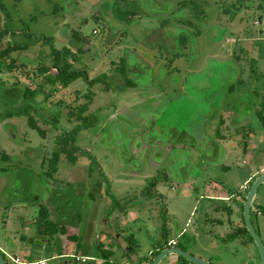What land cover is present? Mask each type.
Returning a JSON list of instances; mask_svg holds the SVG:
<instances>
[{"label": "rangeland", "instance_id": "374dc122", "mask_svg": "<svg viewBox=\"0 0 264 264\" xmlns=\"http://www.w3.org/2000/svg\"><path fill=\"white\" fill-rule=\"evenodd\" d=\"M101 1L1 0L19 34L4 35L0 48L8 42H34L43 36L52 40L43 44L27 43L25 49H15L10 53L12 61L11 57L5 59L6 65L11 61V67L3 65L0 69V153L6 154L5 160L0 154V250L6 261L9 255L22 257L21 241L30 242L29 234L34 235L31 222L44 204L52 220L59 214V221L77 229L80 242L78 251L68 248L69 255L61 258L53 257L55 252L47 245V264H78L76 256L96 254L98 239L107 246L113 241L116 264H139L157 245L159 249L164 248L165 242L175 237L187 252L204 259L208 253L203 249L210 247L212 234L207 235L206 230L204 236L196 235L193 222L200 195H209L205 189L208 180L221 182L227 191L235 193L239 189L244 197L246 190L241 186L250 171L257 168L250 152L244 154L239 150L242 144L239 136H232L233 142H215L213 130L219 116H227L228 133L241 123L257 132L258 135L248 136L250 148L264 142V131L256 118L257 105L264 94V0H239L240 7L238 0H222L226 6L235 3L238 9L229 7L224 12V7H219L214 13L208 8L212 12L209 18L214 17L211 19L214 23L208 26L196 22L194 27H186L171 19L168 26L162 27L153 20L154 16H149L137 18L135 22L140 25L132 23L120 28L108 15L105 23L91 17L97 13L96 9L105 12V6L93 9ZM232 13L235 14L230 20ZM4 21V14L0 12L1 27ZM71 28L85 37L81 52L68 44ZM196 28L202 31L200 36L194 34ZM180 36H187L185 47L174 43ZM234 43H237L235 51ZM52 46L66 48L68 52L62 56L73 68L86 70L89 79L111 75L125 49L139 54L151 66H146L142 73L140 69L134 71L137 74L133 80L174 92L164 94L156 109L157 127L137 133L149 127L147 123L140 124L142 116L136 115L139 108L144 110L150 106V100L142 101L139 96L140 92H148L124 90L121 86L116 92L113 88L104 90L107 77L92 86V101L83 113L84 116L93 114L87 124L71 116L73 108L84 102L87 88L82 80L67 87L45 80L38 68L52 64L53 58L49 55ZM173 52L186 58L173 64L182 70L181 74L174 72L169 79H162L165 68L160 66L167 62L162 56ZM232 52H240V62L232 59ZM133 59L138 61L135 56ZM24 89L33 93L29 94L33 97L31 103L22 102ZM24 104L31 105L32 116L43 129V135L32 129L24 116L5 118L7 111ZM81 122L84 125L77 133L70 132ZM61 135L70 138L67 148L76 161L66 163L63 157L55 177L46 180L48 160L51 151L56 149L55 139ZM207 140L215 141L205 147L203 141ZM167 143L174 146L169 153L165 152ZM203 159L212 165L203 164ZM153 161L163 163L166 171H175L183 181L164 180L157 185V190L153 189L155 171L150 170ZM189 175L198 184L188 190L182 182ZM49 198L53 204L47 201ZM254 208L262 214L256 221ZM123 209L137 212V218L129 222L111 219ZM263 215L264 184L251 207L252 224L264 244ZM182 230L185 232L179 235ZM71 232L75 230L67 234ZM118 234L126 244L115 243L114 236ZM70 241L67 240L68 244H74ZM221 247L212 250L213 262L208 260L212 264H251L249 259L259 264L253 243L241 244L235 240ZM214 253L221 254L222 260L214 259ZM19 259L29 261L28 257ZM168 260L167 256L160 264H170Z\"/></svg>", "mask_w": 264, "mask_h": 264}, {"label": "flooded vegetation", "instance_id": "af4514ba", "mask_svg": "<svg viewBox=\"0 0 264 264\" xmlns=\"http://www.w3.org/2000/svg\"><path fill=\"white\" fill-rule=\"evenodd\" d=\"M47 3H48V1H47ZM0 4H2V6L4 8V10H1L0 9V12L4 14V18H5V21L2 24V27L0 26V29H2L3 28V25L6 22H8V23H10V26H9L8 32L5 33L4 35H6V34L14 35L16 33L19 34V31L13 28L14 19L12 17H10V15H8V13L6 11V8L3 5V3L1 2V0H0ZM215 4H217V5H215ZM96 6L103 7V8L105 6L106 7L105 8V12H100L99 10L96 9V12L98 14L95 13V14L91 15V17L96 18L97 20H101L103 23H105L106 22L105 17L108 15L111 18V22L119 25L118 28H120L122 26L130 25L132 23H135L136 25H140V24H137L135 22V20L137 18H140V19H148L149 16H154L153 17V20H156L157 22H159V25L162 26V27L168 26L167 23L171 19H175L177 23H179L182 26H186V27H194L196 22H201V23H204L206 26H208V25H211L212 23H214L211 20L214 17L213 18H209V16L211 15L212 12L216 13L217 12L216 9H218L219 7H220V9L222 7H224L223 11L226 12V10L228 9V7H230V6H226L225 2L222 1V0H219V1H216V2L214 1V3H212L211 1H206V0H102L101 2H99L98 4H96L95 6H93V9H95ZM261 6L262 5L260 4L259 7H261ZM208 8L209 9H212V12L210 11L211 13H209V9ZM197 9H202L204 12L201 13L200 16H198ZM151 10H156L158 12L156 14H153V12ZM125 11H128L129 12L128 15H126L124 13ZM158 17H162V18L159 19V20H157L156 18H158ZM121 24H123V25H121ZM71 29H72V31H71V34H70V37H69V40H68V42H69L68 44L71 45V47L76 48V51L77 52H81L80 51L81 50L80 47L82 45V42L85 41V37H83L82 34L79 31H77L76 29H73V28H71ZM110 29H113V28H110ZM121 31L127 32L126 30H123V29ZM93 33H96V31L94 30ZM201 33H202V31L200 29L197 30V28H196V31L194 32V34L196 36H200ZM76 35L79 37L78 40L75 39V36ZM128 35H130V34H128ZM3 36H1V38ZM230 36H232V35H230ZM18 37H19V35H18ZM186 37L185 36H183V37L180 36L178 39H175L174 40V43L176 45L179 44V45H182L183 47H185ZM48 39L49 40H47V38H45L43 36L39 40L33 42V44H43L46 41H50L51 42L52 38H48ZM87 39H89V38H87ZM12 42H14V41H12ZM24 43H26V41ZM24 43L22 42V44H24ZM17 44H19V43H17ZM233 46H235V49H233V51H235L237 49V43H234ZM52 48H55V49L61 51V55L62 54H67V52H68V50L66 48H63V50H60V49H58V48H56L54 46H52ZM241 50H239V51H241ZM50 53H51V50H49V55H50ZM130 54H132V55H130ZM134 56L136 58H138V61H134V59H133ZM159 56H162V55H159ZM159 56H157V57H159ZM121 57H125L126 60H127V74L126 75H127L128 79H129V81H127L126 79H123L124 77L122 75L115 74V70H113L111 72V75H109L108 77H107L106 74H102V75H106V77L108 79L107 84L104 87V90H110L111 88H113L114 91H115V90H117L118 86H121L124 90H127L128 88H131V89L134 90V92L135 91L140 92V90L141 91L142 90L143 91H147L148 93L140 92L141 94L139 96H140V98H141L142 101H144V100H150V102H149L150 103V106L148 108L144 109L145 111L142 110L141 108H139L140 111L138 113H136V115L138 114V115L142 116V119L139 118V119H141L139 121L140 124L147 123V125H149V127L147 128V126H146V127L143 128V130H140L139 129L137 131V133H140V132H143V131L144 132L145 131H148L150 128H151L150 130H152L155 127H157L156 126V121L159 120V115L158 114L156 115V113H157L156 112V109L157 110L159 109L158 108V105L163 100V95L166 94L168 91H171L172 93H174V92L171 89L170 90H165V88H162V87L158 88L155 85L146 86L145 83H143V80L141 82H136L135 80H133V76L134 75L136 76V74H137V73H134V71H139V69H140V72L142 73L143 69L146 68V66H151L150 64L146 63L143 60V58L139 54H137L135 51L129 50V49H125L124 50V55L120 56L119 58H121ZM162 57L167 61L165 65L160 66V67H164L165 68V70L162 72V74L160 76L162 79L163 78L166 79V78L170 77L174 72H177L179 75L181 74V71L182 70L178 66H175L173 64H174L175 61H177L179 59H182V61H186V58L184 57L183 54L177 53V52H173V53H171V54H169L167 56H162ZM231 57L237 63L240 62L241 59H242V55L240 57V52L239 53L232 52L231 53ZM119 62H120V59H119ZM69 63H71V62H69ZM74 69H76V68H74ZM50 71L53 72L54 69L53 68H50ZM84 71H86V70H84ZM86 73H87V71H86ZM87 75H88V73H87ZM94 78H96V77H94ZM94 78H92V79H94ZM92 79H90V80H92ZM77 80H82V79H77ZM77 80H75V81H77ZM75 81H73V82H75ZM73 82H71L70 84H72ZM101 82H103V81H101ZM57 83H59V82H57ZM95 83H93V85ZM97 83H100V82H97ZM70 84H68V85H70ZM85 85H86L87 90L83 94V96L87 92H90L92 94L91 95V100L89 101V104H90L91 101H92V97H93V92L91 90L93 85L91 87H88V85L86 83H85ZM67 86H62V87H67ZM138 86H139V88L137 89ZM141 87H145V89H140ZM232 88H233V90H235V87H232ZM15 90H16V88H15ZM117 91H119V88H118ZM32 98L31 97L28 98L29 103H31L30 100H32ZM133 98H135V97H133ZM22 102H24V99H22ZM85 102H86V100H84L83 103H85ZM82 104H79L78 106H76V107L73 108L72 111H74V113H73L74 115L71 114V116H73L74 118L77 119L78 108ZM89 104H88V106H89ZM132 105L135 107L136 106V101ZM263 106H264V94L261 95L260 101L258 102L257 109H256V118H257V121L260 124V127H261L262 131H264V122L261 120L260 117H263L264 116V111H263L264 110V107ZM87 109H88V107H87ZM83 113L81 115L82 117H85V116H88L89 117V116L93 115V114H90L89 113V114H87V115L84 116ZM12 117H9V118H12ZM15 117H21V116H15ZM56 120H57V118H55V121ZM67 120L70 121V118L68 117ZM227 121H228V119H227V116L226 115H224V116L223 115H220L219 116L218 123H217V125L215 126V128L213 130L214 131V135L213 136L215 137V140L216 141L215 140L203 141V144H204L205 147L212 146L213 143H214V141L217 142V143H219L220 141L221 142H223V141L224 142H228L229 140H231L232 136H234V135H237V136L240 137V139H242L241 140L242 141V144H240V146H241L240 148L241 149L239 148V150H241L244 154H247L249 151L253 152V154L254 153L257 154L256 153V148L263 147L264 146V142H263L262 145L260 144V146H259V144H256L255 148L253 149L251 147L252 148L251 149L250 146H249V137L248 136H250L251 134H254V133L257 134V132H255L251 128L249 129L248 126H246L243 123H241V125H239L237 127H233V129H230L231 131H230V133H228L229 132V127L227 125ZM79 122H80V120H79ZM37 125H38V123H37ZM77 125L78 124H76L75 126H73V128L70 130V132H72V130ZM81 126H80V128H81ZM80 128L78 127V129L76 130L75 133H77ZM41 130H42V133L40 132V134L43 135V133H44L43 132V129H41ZM115 131H117V128H115ZM11 132L12 131L10 130V133ZM72 133H74V132H72ZM13 138H15V137L13 136ZM61 138H63V139L61 140ZM158 141H156V142H158ZM231 141L233 142V140H231ZM68 142H70V138H68L67 135H63V136L61 135V136H58L55 139L56 149L53 150V151H51L52 152L51 153V156H52V154L56 150H60L62 148L65 150V152L60 155V158H59L58 163L61 160L64 159L63 157H65L64 161L66 163H71L73 161L74 162L76 161V158L75 157H73L74 160L71 159L72 158V156L70 154L71 151H70L69 148H67ZM235 146H238V145L236 144ZM173 147L174 146L172 144L167 143V145L165 146V152L166 151L168 153L171 152L172 149H173ZM248 147H249V149H247ZM205 151L208 152L210 150H206L205 149ZM0 154H1V159H3V157H6L5 152H1ZM160 157H163V152H160ZM10 159H8L7 161H10ZM3 160H5V159H3ZM162 160H164V158ZM48 162H49V160H48ZM204 162H203V164H211L212 165V162L206 163L207 162L206 160H204ZM58 163H57V165H58ZM162 164L163 163H161V162L158 163L156 161H153L152 162V168H150L151 171H155V172H153L154 173L152 175L153 176L152 177V180L153 181L151 182V186L155 190H157V188H156L157 185L158 184H161L162 181H164V180H169V179H173V178H177L179 180H182L183 179V177H179L178 174H175V171H174V173L173 172L171 173L169 170L166 171L167 167L164 166V165H162ZM57 169L58 168L56 166V171L55 172H57ZM49 171H50V168H49V165H48L47 171L44 174L46 180H49V177H55L54 176L55 172H53L52 175H50V176L47 175V173ZM255 173H256L254 175L255 177L258 176V175L264 174V168L263 167H260L258 170H256ZM190 178H191V176L189 175L186 180H190ZM251 181H252L251 179L250 180L248 179L241 186L242 189H245L246 190V194H247V192H248V190L250 188V186L248 184ZM205 189L209 192V195L201 194L200 197H199L200 198L199 199V203H198L199 204V207H198V211L196 210L197 217L194 220L195 223L193 222V225H194L193 228L196 231L195 234L197 233L196 235H200L201 234L202 236H204V231H206V230H208V231L210 230L212 232L211 234H213L214 233V231H212L213 228H214L213 221L214 222L215 221L221 222V220H222V221L226 222V226L229 229V232L225 233L223 240L221 239L219 241V244L221 246L227 245L228 242L231 243V242H233L235 240L238 241V242H240L241 244H246V242H247L246 240L247 239H245V237L243 235H246L247 238L250 240V242L254 244L252 238L251 239L249 238L250 235H249V233H248V231L246 229V226H245V223H244V220H243V203L245 201V196L246 195L243 197L242 194L239 192V189H235L236 190L235 193L232 191V196L231 197H222V196L212 195L211 193L214 192L215 190H217L218 192L216 191V193L219 194L220 191H221V189H223L221 182L214 181V180H208V182H207V184L205 186ZM238 196H241V199L243 200V198H244V200L243 201L241 200V203L237 205L236 198H238ZM254 199H253V201H254ZM47 201L49 203L51 202L53 204V202H52L53 200L52 199L49 198ZM253 201H252V204H253ZM252 204L250 206V220H251V207H252ZM42 207H44L47 210V220L49 222L56 223L59 227L64 226V228H65V230L67 232L68 231H71L72 226H70V225H68L66 223H63V222L59 221V219H58L59 218V214L57 215L56 220H52L50 218V212H49L48 208L44 204H42L41 207L38 210V214H37L36 218L33 219V221L31 222V226L34 228V233H35L36 223L40 220L39 219L40 218L39 217V213H40V209ZM232 209H236L241 214L240 223H239L240 226H237V224L233 221V217H237V215H236L235 212L232 211ZM54 211H55V209H54ZM119 211L120 212H119L118 216L122 215L123 218H126L125 215H127V213L129 212V210H124V209L123 210H119ZM254 212H257V214H260V211H258L257 208H254ZM221 217H224V219H221ZM136 218H137V216L135 217V219ZM251 223H252V220H251ZM73 229H75V228H73ZM245 230H246V232H245ZM67 232H66V234H60L59 233V234H56L55 235L54 239H58L59 238L66 245L64 247L65 248V251H64L65 253L64 254H62V255H55V253H54L53 257L61 258V257H66L68 255L67 254V251H66L67 250V246H68V242H67V240H68L67 239V236L68 235H74L77 238L79 237V235L76 234V230H75V232H71L70 234H67ZM184 232H185V230L181 231L179 233V235L183 234ZM32 236H34V235H32ZM62 236H65V239L64 240H63ZM34 241H39V242H42L43 243V244H40L41 245V249H38V251L41 252V256H38V257L39 258H42L43 257V258L47 259L45 257V251L47 249V245L51 246V244H49V242L47 241V238L46 237H44L43 239L42 238H36V239H34ZM163 241H161V242H163ZM111 242L113 243V241H111ZM115 243H118V242L116 241ZM262 244H263V242H262ZM220 245H217V247L212 246V247H214L213 249H211V247H209V251L212 252V250H214L216 248H219V249L223 248ZM76 246H77V242H76ZM168 247H179L182 250L186 251V249L182 245L179 244V241H178L177 238L176 239H170V240H167L165 242V247L164 248H160L159 249V247L157 245L156 248H155V251L156 250L157 251L159 250V251L156 252L155 254H154L155 251L149 253V257H146L145 259L143 258V260L140 259L139 260V264H149V263L151 264L152 258L157 253H159L161 250H163L165 248H168ZM254 247H256L255 244H254ZM263 247H264V244H263ZM76 250L78 251V248ZM101 250H106V248L103 247V249H101ZM109 251L112 252V256H113V251L112 250H109ZM257 252H258V250H257ZM213 255H216V253H214ZM112 256H110V257H112ZM167 256L169 258L168 261L170 262V264H184L183 261H186L188 264H190V262H188L187 260H185L184 258H182L179 255L170 254V255H167ZM172 256L175 259L171 261L170 258ZM220 257H222V255L221 254H217L216 257L214 256V259H218L220 261V260H222ZM258 257H259V264H262L261 258L259 256V253H258ZM3 258H4V254H3ZM96 259H99V262H97ZM109 259L107 260L108 263H110V264H116V262L114 260L112 262ZM76 260H78L77 261L78 264H102L103 261H104V259H102L100 257H97V258L96 257H93V258H83V257H79V256H76ZM150 260H151V262H150ZM251 260L252 259H249L250 263L251 264H255ZM4 261H5V264H7V261L5 260V258H4ZM210 261H212V257H210ZM69 263L72 264L71 262H69Z\"/></svg>", "mask_w": 264, "mask_h": 264}, {"label": "trees", "instance_id": "16d2710c", "mask_svg": "<svg viewBox=\"0 0 264 264\" xmlns=\"http://www.w3.org/2000/svg\"><path fill=\"white\" fill-rule=\"evenodd\" d=\"M235 5L236 4L233 3L230 5V7L233 10L234 9L236 10L238 8H236L237 6H235ZM237 5H238V7H240V1L239 0L237 2ZM0 9L4 10L2 4H0ZM228 9H229V7H228ZM203 12L204 11L202 9H197L198 16H200L201 13H203ZM226 12H228V11L226 10ZM124 13L126 15H128L129 12L125 11ZM234 14L235 13L231 14L230 20L234 17ZM9 26H10V23L6 22L3 25V28L0 29V41H1V36H3L5 33L8 32ZM75 39L78 40L79 37L76 35ZM27 43H33V42L26 41V43H24V44H16L15 42H8L7 45L0 48V69L3 67V65H5L6 67L7 66L11 67V61L13 58L10 56V53L13 52L15 49H25L27 47ZM50 55L53 58L52 64L50 66H43V67L38 68L39 72L44 73V78L48 83L54 84V83L59 82L62 86H67L68 84H70L71 82H73L77 79H82L88 85V87H91L93 85V83L104 81V78H106V75H102V76H98V77L90 80L88 78L86 71L74 69L72 67L71 63H69L68 61H66V59L64 57H62L61 51H59L55 48L51 49ZM9 57H11V61L9 62L8 65H6L5 59H7ZM50 68H53L54 71L51 72ZM115 74H120L124 77L123 79H126L127 81H129V79L126 75L127 74V60L125 57L120 58L119 66L115 69ZM13 90H15V88L12 89V91ZM23 93H24V97H23L24 101L29 102L28 98H30V95H33V93L32 92L29 93L28 89H24ZM91 95L92 94L90 92H87L84 95L86 102L83 103L78 108L77 119L80 121L82 120L83 122H85V124H87V120L89 119V117L88 116L82 117L81 115L87 109L89 101L91 100ZM31 111H32L31 105L30 104H24V105H21L17 108H14L12 111H7L5 114V118H9L12 116H25L27 118V124L31 128L36 129L42 133V130L37 125V122L33 118ZM260 118L264 122V116L260 117ZM78 125L72 130V132L75 133L76 130L78 129V127L80 128V126L84 125V123L81 122V125L80 124H78ZM62 139L63 138H61V140ZM64 152H65V150L62 148L60 150H56L52 154L51 158L49 159L50 171L47 173V175L50 176V175H52L53 172L56 171V166H57V163L59 161L60 155ZM71 159L74 160L73 157ZM39 217H40L39 218L40 220L36 223L34 236L29 237V241L32 243L34 241V239H36V238H42L43 239L44 237H46L49 244H51L50 249L52 250V252L53 251L55 252V255L64 254L65 253L64 247L66 244L64 242H62L59 238L54 239L56 234H59V233L60 234H66L67 231L65 230L64 226L59 227L56 223L49 222L47 220V210L44 207H42L40 209ZM245 232H246V230H245ZM249 238L251 239L250 236H249ZM67 239L68 240L69 239L70 240H76L77 241V247L79 246L80 242L78 241V238L76 236L68 235ZM158 251L156 250L154 252V254ZM101 255L102 256H100V258L104 259L102 264H110L107 262V260L110 258V256H112V252L109 250H102ZM96 257H98V256H96ZM150 262H151V260H150Z\"/></svg>", "mask_w": 264, "mask_h": 264}, {"label": "crops", "instance_id": "0c3cea01", "mask_svg": "<svg viewBox=\"0 0 264 264\" xmlns=\"http://www.w3.org/2000/svg\"><path fill=\"white\" fill-rule=\"evenodd\" d=\"M247 149H249V147L247 148ZM250 152V154L252 155L251 156V158L255 161V164H257V168L255 169V171L254 170H251L249 173V176L246 178V180H253V178H255V172H256V170H258L260 167H263L264 168V148L263 147H258V148H256V153L257 154H253V152H251V151H249ZM261 156V157H260ZM245 180V181H246ZM180 181H182V180H180ZM244 181V182H245ZM185 182V183H184ZM184 182H182V185H183V187H185V188H188V190L189 189H191L190 188V186H194V184H196V186H197V184H198V180H196V178H194V177H192L191 176V178H190V180H186V181H184ZM214 184V183H213ZM212 185V184H211ZM216 191L217 190H215L214 192H212L211 194L212 195H217V196H222V197H231L232 196V192L231 191H227L226 189H221V191H220V193L219 194H217L216 193ZM218 192V191H217ZM241 196H238V198H236V202H237V205L238 204H240L241 203ZM243 200H244V198H243ZM242 200V201H243ZM258 209V208H257ZM232 211L233 212H235L236 213V215H237V217H233V221L237 224V226H240V217H241V214H240V212L239 211H237L236 209H232ZM258 211H260L259 209H258ZM255 214H256V216H255V221L257 220V216L259 215H262L261 214V211H260V214H257V212H254ZM126 216V218H124L123 219V216L122 215H120V216H118V215H112V217H111V219H114V220H121L122 222H125L126 220H127V222H129V221H131V220H134L135 219V217L137 216V213L136 212H134V211H131V210H129V212L127 213V215H125ZM221 219H224V217H221ZM263 220H264V215H263ZM121 221H119V224H120V222ZM189 221H187V223H188ZM186 223V224H187ZM195 223V222H194ZM258 223V222H257ZM258 224H260V222L258 223ZM213 225H214V228H213V230L212 231H214V233L212 234V240H211V244H210V247H211V245L213 244V246L214 247H217V245H218V243H219V241L222 239L223 240V238H224V235H225V233H227V232H229V229L227 228V226H226V222H224V221H222L221 220V222H219V221H213ZM119 228H121V226H119ZM71 230H76V234L78 233V231H77V229H71ZM183 231V230H182ZM210 233H212L210 230L209 231H206V234L208 235V234H210ZM204 235H205V231H204ZM206 235V236H207ZM244 237H245V239H247L246 241V243L248 244V245H251V242H250V240L247 238V236L246 235H243ZM29 237H31L30 236V234H29ZM116 237V241L118 242H120V243H122L123 245L124 244H126V241H125V239H123L119 234L118 235H116L115 236ZM25 239L27 238L26 236L24 237ZM97 238H99L98 236H97ZM177 237H175V238H171V239H176ZM23 239V238H22ZM101 240V239H100ZM249 241V242H248ZM26 241H21V246H20V248H21V250H20V253H21V255H22V257H19V255L17 256V255H14L15 257H17V258H26V257H28L29 259L28 260H35V259H37V258H39L38 256H37V254H38V249H35V253L32 255V250H33V246H34V241L31 243V242H29L28 244L27 243H25ZM71 242H73L74 244H68V246H67V249L68 248H74V250H76L77 248H78V250H79V248H80V243H79V246L77 247L76 246V240H72ZM112 242L110 241L109 242V244H108V246L107 245H105L102 241H99V239H98V242L96 243V248H97V250L98 251H96V254L95 255H87V254H83V255H81V257H83V258H93V257H96V256H98V257H100V256H102L101 254H102V250L101 249H103V247L104 248H106V250H112L113 252H114V250H113V247H112ZM37 246L38 247H41V245L40 244H37ZM87 247V245H85V248ZM76 248V249H75ZM203 250H205L207 253H208V256H206V257H203L205 260H210L209 258L211 257L210 255H212L211 254V252L209 251V247L208 248H206V249H203ZM67 254L69 255V253H68V251H67ZM10 256V255H9ZM114 256V255H113ZM113 256L112 257H110V261H112L113 262ZM97 258V257H96ZM175 258L172 256L171 258H170V260L172 261V260H174ZM97 260V262H99V259H96ZM253 263H254V261L253 260H251Z\"/></svg>", "mask_w": 264, "mask_h": 264}, {"label": "water", "instance_id": "95a60500", "mask_svg": "<svg viewBox=\"0 0 264 264\" xmlns=\"http://www.w3.org/2000/svg\"><path fill=\"white\" fill-rule=\"evenodd\" d=\"M262 184H264V174L256 176L254 181L250 185V188L245 196V201L243 203V220H244L246 229L258 250L259 256L261 258V262L262 264H264V247H263L260 236L258 235L257 231L255 230L250 220V206ZM38 243L43 244L42 242L34 241L32 255L35 253V249H41V247L37 246ZM170 254L179 255L185 260H187L188 262L193 263V264H211L209 261L201 259L194 255H191L190 253L182 250L179 247H168V248L161 250L159 253H157L152 258L151 264H160L162 259ZM37 256H41V252H38ZM0 264H5L1 250H0Z\"/></svg>", "mask_w": 264, "mask_h": 264}, {"label": "built area", "instance_id": "2783aa9c", "mask_svg": "<svg viewBox=\"0 0 264 264\" xmlns=\"http://www.w3.org/2000/svg\"><path fill=\"white\" fill-rule=\"evenodd\" d=\"M7 264H47V259L45 258H37L35 260H29V261H22L21 259L15 257V256H8Z\"/></svg>", "mask_w": 264, "mask_h": 264}]
</instances>
